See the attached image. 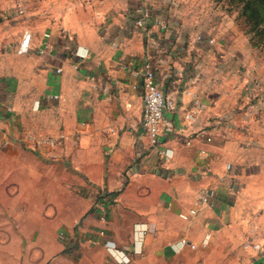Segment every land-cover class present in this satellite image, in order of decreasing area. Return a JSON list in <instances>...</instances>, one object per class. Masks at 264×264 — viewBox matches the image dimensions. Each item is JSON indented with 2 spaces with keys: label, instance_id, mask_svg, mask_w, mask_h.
Instances as JSON below:
<instances>
[{
  "label": "crops",
  "instance_id": "crops-1",
  "mask_svg": "<svg viewBox=\"0 0 264 264\" xmlns=\"http://www.w3.org/2000/svg\"><path fill=\"white\" fill-rule=\"evenodd\" d=\"M206 2L24 0L20 17L17 0H0V264H264V97L235 109L238 24ZM24 26L31 47L19 54ZM147 62L176 102L160 124L166 158L140 128L131 71ZM193 98L206 109L191 122ZM25 133L60 141L30 150ZM207 187L213 205L180 218ZM104 192L117 201L102 212Z\"/></svg>",
  "mask_w": 264,
  "mask_h": 264
},
{
  "label": "built area",
  "instance_id": "built-area-1",
  "mask_svg": "<svg viewBox=\"0 0 264 264\" xmlns=\"http://www.w3.org/2000/svg\"><path fill=\"white\" fill-rule=\"evenodd\" d=\"M89 2L94 0H88ZM24 7H17V14H23ZM137 13L139 17L135 20V24L141 26L143 24L144 18L149 16V11L145 8H138ZM163 28V25H162ZM30 38L31 33L28 28H24L22 38L18 44L17 52L19 54H26L30 51ZM198 39L201 36L197 37ZM209 43H212L213 40L209 39ZM39 53H43V50H40ZM57 72L60 69H56ZM132 76L136 79L133 87L135 88L137 84L142 86V111H141V119H140V128L142 133L147 137L150 146L157 149V152L162 157H167L166 150L160 148L161 134H160V124L163 120V116L165 111H173L176 108V102L173 97L164 95L163 91L158 87L155 82L154 72L152 70V66L149 62L144 63L140 67L133 69L131 71ZM52 98L58 99V95H52ZM206 109L205 103L199 98H193L191 102V106L189 110L185 113L184 118L188 121H195L199 115H201ZM197 135L201 136L205 143H210L212 137L210 134L204 132L203 129L196 132ZM59 139L54 138L52 136L38 135L35 136L32 133H25L18 137L17 142L23 146L24 148L30 150H36L40 146L48 147L50 150H53L59 144ZM189 143V141L187 142ZM9 144V139L3 138L0 139V147ZM200 156H207L208 153L205 149L199 150ZM51 157H55V155H51ZM231 165L227 163L226 169H230ZM102 197V203H98V208L103 212L105 206H111L117 201V196L104 192L100 194ZM215 195V189L212 187H207L200 189L195 199L191 205V207L187 210L186 213H180V218L187 220L189 217L196 215L199 207L203 206H212L213 198ZM104 215L102 214L100 219L104 220ZM98 235L104 236V229H100ZM62 238V235H60ZM92 243H98L96 239H89ZM103 246L109 251H116V246L110 240L104 241L102 243ZM180 244L182 246L187 244L185 239L180 240ZM193 248L194 246L190 244ZM245 247H252L253 249H259L260 246L258 244L253 243H245ZM123 253V251H120ZM124 259H121L120 263H127L129 260L126 256H123Z\"/></svg>",
  "mask_w": 264,
  "mask_h": 264
},
{
  "label": "rangeland",
  "instance_id": "rangeland-1",
  "mask_svg": "<svg viewBox=\"0 0 264 264\" xmlns=\"http://www.w3.org/2000/svg\"><path fill=\"white\" fill-rule=\"evenodd\" d=\"M18 4L15 6L16 12L18 6H23L24 0H17ZM69 1H82L86 2V0H69ZM198 0H196L197 2ZM205 4V11H211L212 13H215V10L219 11H225L230 15V18L232 21L235 22L237 25V28L239 29V48H244L242 60H244L243 66H239V75H242L244 77V85L241 86L238 89V94L240 93L238 102L235 103V106L238 110V112H242L245 109V103H250L253 99L257 98L258 95L264 97V13H263V20L260 23V26L256 30H251L248 23H244L243 17L240 16V4H236V1H226V0H206ZM220 3L218 5V9H213V4ZM204 5V2H203ZM216 6V5H215ZM25 8V7H24ZM20 17H24L23 14H18ZM239 15V16H238ZM25 28V26H24ZM242 31V33H240ZM229 40H231V35L229 37ZM241 48V49H242ZM236 60V57H234ZM230 68L233 66V61H230ZM230 71V70H229ZM230 77L232 76V73L230 71L229 73ZM238 75V78L240 76ZM236 77H234V80ZM233 84L231 82L230 87L232 88ZM230 91H232L230 89ZM264 99V98H263ZM234 104H232L233 106ZM232 106L230 107L231 109ZM233 106V107H235ZM230 120L231 119H227ZM241 120H243L241 118ZM239 125H242L239 124ZM103 229V228H102ZM100 228L97 230V235L99 233ZM62 235V238L60 237ZM67 232L64 229H58L55 231L54 237L57 241L60 242V240H64L66 238ZM90 238L87 239L89 241ZM85 240V239H84ZM90 242V241H89ZM92 243V242H90ZM0 244L2 242L0 241ZM95 244V243H93ZM97 244V243H96Z\"/></svg>",
  "mask_w": 264,
  "mask_h": 264
},
{
  "label": "trees",
  "instance_id": "trees-1",
  "mask_svg": "<svg viewBox=\"0 0 264 264\" xmlns=\"http://www.w3.org/2000/svg\"><path fill=\"white\" fill-rule=\"evenodd\" d=\"M229 2L236 1L240 4V16L243 22L248 23L250 29L256 30L263 20L264 0H226ZM239 16V15H238ZM262 19V20H260Z\"/></svg>",
  "mask_w": 264,
  "mask_h": 264
}]
</instances>
